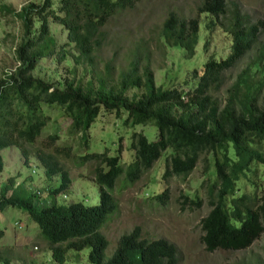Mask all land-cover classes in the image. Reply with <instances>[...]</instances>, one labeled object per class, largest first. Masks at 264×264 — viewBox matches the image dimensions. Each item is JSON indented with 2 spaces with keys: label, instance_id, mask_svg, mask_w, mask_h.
I'll use <instances>...</instances> for the list:
<instances>
[{
  "label": "trees",
  "instance_id": "obj_1",
  "mask_svg": "<svg viewBox=\"0 0 264 264\" xmlns=\"http://www.w3.org/2000/svg\"><path fill=\"white\" fill-rule=\"evenodd\" d=\"M141 1L42 0L24 3L15 12L22 24V36L14 47L17 65L0 74V150L16 146L25 164L34 157L43 167L46 182L52 183L29 189L25 184L29 175L18 183V174L9 176L0 185V210L23 206L37 225L36 237L45 241L57 263L65 262L70 249L79 251L85 247L89 248L87 259L91 264L178 263L179 251L173 242L160 236L148 238L139 225L119 235L105 258L108 239L101 229L118 209L114 196L117 182L118 189L134 183L159 159L162 167L155 176L158 186L154 192L151 190L149 198L160 205L169 199V189L163 186L167 177L188 174L202 157L207 170L212 164L214 176L209 177L207 188L210 208L200 220L201 240L207 251L246 248L264 231V94L260 97L264 40H259L263 20L252 22L236 2L228 8L226 0H201L190 17L169 10L160 24L161 43L179 46L187 58L195 54L202 12L209 16L204 21L205 29L222 27L230 34L231 43L227 55H210L202 62L201 71L193 67L190 79L168 86L156 84L148 52H134L117 77L111 75L113 67L107 64L96 84L92 80L84 84L72 77L60 86L34 75L41 58L58 52L64 59L68 52L57 43L50 21L66 31V43H72L77 51L76 63L94 64L97 50L106 41L105 27L110 19ZM253 47L256 69L252 73L260 75L253 77L248 73L249 66L243 68L222 101L214 91L222 85L225 72ZM134 87L143 90L129 95L127 91ZM47 107H58L68 122V133H79V145L84 149L88 147L89 128L102 111L116 116L126 113L125 124L153 123L156 137L148 139L142 130L134 129L125 147L122 135L118 137L114 153L107 147L78 153L71 143H58L57 132L37 144L49 121ZM123 151H127L126 159H122ZM71 157L79 166L95 163L92 175L98 188L97 201L56 200L62 192V196H68L72 182L60 158ZM3 164L0 153V171ZM42 191L48 198L46 205L37 209L35 199L41 197ZM182 196L189 200L187 194ZM189 202L201 204L199 198ZM3 236L0 228V240ZM10 261L0 254L1 264ZM29 264L40 263L32 260ZM254 264L264 262L256 260Z\"/></svg>",
  "mask_w": 264,
  "mask_h": 264
},
{
  "label": "rangeland",
  "instance_id": "obj_2",
  "mask_svg": "<svg viewBox=\"0 0 264 264\" xmlns=\"http://www.w3.org/2000/svg\"><path fill=\"white\" fill-rule=\"evenodd\" d=\"M42 2V0H0V74L12 70L18 61L15 58L14 47L22 36L20 19L15 15L20 6L27 2ZM201 0H143L132 9H126L113 16L107 26L106 41L97 50L94 64H78L74 61L77 53L72 43H66V31L62 25L50 21L52 32L58 44H63L68 52L64 59L60 53L55 52L41 58L35 69L34 75L40 76L54 84H60L66 79L75 77L86 83L92 80L97 83L98 74L106 72L107 64L113 68L111 75L117 77L120 69L126 67L134 52L138 54L149 53L151 67L154 71V79L157 85L177 83L183 78L192 77L193 67L202 69V62L207 57H223L227 55L231 36L222 27L216 26L212 30H206L204 21L208 14L200 13L199 39L196 44L193 58H187L179 46H168L161 43L159 35L160 24L169 10L176 11L180 16L190 17L196 13V5ZM228 8L236 2L242 11L246 12L250 20L255 22L263 20L259 40H264V0H226ZM38 23H36V26ZM207 41L206 46L204 43ZM60 47H57V50ZM256 50L251 48L232 69L225 72L222 85L214 91L219 99L224 101L227 88L236 79L237 74L246 66L248 73L257 77L260 73L255 71L254 62ZM164 86V87H166ZM142 87L130 88L129 95H138ZM264 94V84L261 86L260 97ZM49 121L38 137V143L45 139L48 134L57 132L58 143H71L73 149L78 153L84 150L102 151L105 147L110 152L115 151L118 137L122 135V145L130 140L132 131L142 130L148 139L156 137L157 128L155 124L123 123L124 116H116L114 112L102 111L95 122L89 128L87 149L79 145L80 134L68 133V122L61 115L58 107L46 108ZM127 151L121 153L122 159H126ZM3 158V169L0 171V185L11 175L18 174L16 183L22 182L29 175L26 186L29 189L43 188L46 182L43 176V167L38 164L34 157L30 158L29 164L23 163V156L16 146L5 147L0 150ZM209 156V155H207ZM199 159L192 171L186 175H173L167 177L163 186L169 189V199L165 205L151 202L149 194L157 188L155 176L159 174L162 167V159L145 170L140 178L134 183L114 190V196L118 202L117 211L110 217L102 227V232L108 239L106 249L107 258L114 249L116 240L122 233L131 230L134 225H139L142 234L148 238L164 237L173 242L179 251L177 264H254L256 260L264 262V231L252 244L243 249L218 248L207 251L201 240L203 233L200 220L208 212L209 195L208 183L214 176L210 170L205 168L206 162ZM68 169L71 177V185L67 190V197L57 195L58 202L65 203L80 200L84 203H93L98 200L97 184L93 180L92 168L95 163L89 161L83 165L77 164L76 158H60ZM58 177V176H56ZM210 177V179H209ZM244 182V180H243ZM259 182H261L259 180ZM56 183V180L53 181ZM245 188L251 191L249 185ZM187 194L188 199L199 198V206L185 200L182 194ZM58 200V198H60ZM48 197L42 191L39 199H35V208L39 209L46 205ZM0 228L4 236L0 240V254L10 258V264H29L32 260L40 264H91L87 259V247L76 251L70 249L63 263L55 262L51 257V251L43 239L36 237L37 225L30 218L23 206H8L0 210ZM1 264V262H0Z\"/></svg>",
  "mask_w": 264,
  "mask_h": 264
}]
</instances>
